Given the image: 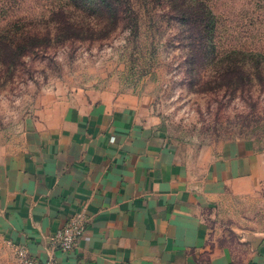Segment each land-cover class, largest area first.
<instances>
[{"label": "crops", "instance_id": "0c3cea01", "mask_svg": "<svg viewBox=\"0 0 264 264\" xmlns=\"http://www.w3.org/2000/svg\"><path fill=\"white\" fill-rule=\"evenodd\" d=\"M261 188L252 142L180 151L117 81L50 90L0 143V264L21 247L51 264H264V233L232 239L221 218ZM81 209L86 235L65 254L54 235Z\"/></svg>", "mask_w": 264, "mask_h": 264}, {"label": "rangeland", "instance_id": "374dc122", "mask_svg": "<svg viewBox=\"0 0 264 264\" xmlns=\"http://www.w3.org/2000/svg\"><path fill=\"white\" fill-rule=\"evenodd\" d=\"M204 1L218 19L221 55L232 49L264 54V0ZM78 3L94 7L90 0H0V31L20 20L45 19L48 26L41 24L37 31L47 34L53 13ZM130 4L133 14L122 13L116 27L95 36L53 41L26 57L24 76L0 91V143L19 135L46 92L66 93L109 78L146 100L155 125L180 151L241 141L264 149V63H226L220 68L229 73L220 77L211 65L189 60V27L180 19L193 1ZM75 13L76 21L96 24V31L108 22L105 16L83 18L80 11ZM225 205L221 218L232 239L264 233V188Z\"/></svg>", "mask_w": 264, "mask_h": 264}, {"label": "trees", "instance_id": "16d2710c", "mask_svg": "<svg viewBox=\"0 0 264 264\" xmlns=\"http://www.w3.org/2000/svg\"><path fill=\"white\" fill-rule=\"evenodd\" d=\"M191 1L193 6L188 5L182 10L180 22L189 27L187 40H190L188 45L192 50L189 51L188 56L192 64L207 63L216 70V73L219 72L221 77L229 73L228 70L220 68L226 63H235L238 66L240 63H250L249 60L256 61V59L260 61L259 63H264V54L257 51L232 49L221 55L215 31L218 25L215 12L204 0ZM90 2L94 7L83 4L82 8L83 5L78 3L73 5L72 9L67 7L58 9L50 18L49 23L53 22V27L47 28L49 30L47 34L37 31V27L41 24L48 26L45 19L20 20L2 29L0 31V91L5 90L15 78L24 76L21 72L25 70L27 56L37 55L41 49H44L43 47L49 46L53 41L63 43L69 38L102 34L106 28L118 25L122 13L133 14L134 12L131 9L130 0H90ZM75 11H80L83 18L105 16L108 22L96 31V24L85 25L83 22L76 21ZM77 18L79 19V16ZM199 29L201 31L196 32ZM52 32L55 34L51 35Z\"/></svg>", "mask_w": 264, "mask_h": 264}, {"label": "built area", "instance_id": "2783aa9c", "mask_svg": "<svg viewBox=\"0 0 264 264\" xmlns=\"http://www.w3.org/2000/svg\"><path fill=\"white\" fill-rule=\"evenodd\" d=\"M88 218L84 210H79L69 221L54 235V244L65 254L72 253L78 246L79 241L87 232ZM19 264H51L41 262L33 258L28 249L21 247L16 249Z\"/></svg>", "mask_w": 264, "mask_h": 264}]
</instances>
